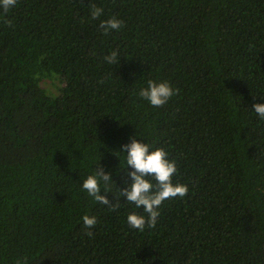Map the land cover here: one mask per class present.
Returning a JSON list of instances; mask_svg holds the SVG:
<instances>
[{"label":"trees","instance_id":"1","mask_svg":"<svg viewBox=\"0 0 264 264\" xmlns=\"http://www.w3.org/2000/svg\"><path fill=\"white\" fill-rule=\"evenodd\" d=\"M112 18L122 27L105 32ZM47 74L55 92L41 86ZM149 80L177 94L152 107L136 95ZM261 99L264 0L0 8V264H264V120L251 112ZM133 135L167 151L188 188L142 232L117 190ZM98 166L112 173L100 194L115 208L80 188Z\"/></svg>","mask_w":264,"mask_h":264},{"label":"clouds","instance_id":"2","mask_svg":"<svg viewBox=\"0 0 264 264\" xmlns=\"http://www.w3.org/2000/svg\"><path fill=\"white\" fill-rule=\"evenodd\" d=\"M15 4L16 0H0V8L5 11L13 8ZM102 12V8L93 6L90 15L96 19ZM121 27L122 22L116 18L100 23V28L105 32L118 31ZM104 59L114 65L118 60V53L113 51ZM177 91L166 81L149 80L146 87H141L136 95L146 100L150 106L159 108L168 103ZM251 112L255 113L259 120H264V102L252 104ZM119 152L123 158L121 171H126L127 176L121 188L115 187L119 192V200L123 197L124 201L119 204L131 205L132 208L140 210L129 212L126 223L131 229L142 232L145 227L151 228L156 225L160 215L159 208L165 200L184 197L188 188L187 185L173 182V177L177 174L176 161L169 159L168 152L163 148L154 147L133 135L129 137L128 143L120 146ZM111 177V171H105L98 166V170L82 180L80 188L95 202L115 208V203H110L106 195L100 194L112 193L108 187L114 185ZM81 219L84 227L88 229L93 228L97 223L95 216L85 215Z\"/></svg>","mask_w":264,"mask_h":264},{"label":"rangeland","instance_id":"3","mask_svg":"<svg viewBox=\"0 0 264 264\" xmlns=\"http://www.w3.org/2000/svg\"><path fill=\"white\" fill-rule=\"evenodd\" d=\"M44 79L41 82V86L46 88L49 92H55V87H58V82L56 78L54 79L52 75H45Z\"/></svg>","mask_w":264,"mask_h":264}]
</instances>
